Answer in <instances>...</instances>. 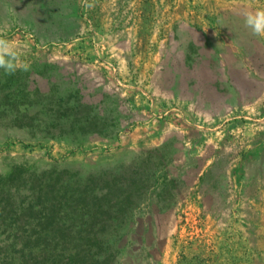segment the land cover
I'll return each mask as SVG.
<instances>
[{
	"label": "rangeland",
	"instance_id": "obj_1",
	"mask_svg": "<svg viewBox=\"0 0 264 264\" xmlns=\"http://www.w3.org/2000/svg\"><path fill=\"white\" fill-rule=\"evenodd\" d=\"M89 2L0 0L30 65L0 70V264H100L96 239L120 264H264V37L242 15L264 0ZM126 181L146 199L102 232Z\"/></svg>",
	"mask_w": 264,
	"mask_h": 264
},
{
	"label": "trees",
	"instance_id": "obj_2",
	"mask_svg": "<svg viewBox=\"0 0 264 264\" xmlns=\"http://www.w3.org/2000/svg\"><path fill=\"white\" fill-rule=\"evenodd\" d=\"M56 123H58V121H56ZM67 124L69 127H74L75 124L81 126L78 122L74 123V120L67 121ZM60 126H62V128H66L64 123H62V125ZM137 182L138 181H134V183H131V181L123 182V185L125 187H123L122 189L124 191L120 193V196L115 200V204L112 205L113 207H115V209L112 210L111 213L108 212L109 208L107 207L100 210L103 217V219L101 220L102 222L104 221V223L102 224L103 227H98L99 230L103 232L104 230H107V227L112 232L122 234V230H125L123 229L124 225L128 224L127 221H129L130 218L134 215V211L139 208V200L141 195L144 196V200L146 199L147 193H145L146 191L142 188V186H144V188L147 187L143 182H141L142 186H140V183L137 184ZM4 209L5 207H3L2 211H0V218L3 220L5 218H9L8 216H6V214L4 215ZM4 233H8V227H1L0 225V235ZM118 244L119 242L116 240L109 241L104 239H96L93 241L92 245L86 243L85 246L89 245L86 251H92L91 255L93 257V261L99 262L100 264H120V260H118L120 255L118 254L121 248L116 247ZM76 246L82 245L77 244ZM2 264H4V262H2Z\"/></svg>",
	"mask_w": 264,
	"mask_h": 264
},
{
	"label": "clouds",
	"instance_id": "obj_3",
	"mask_svg": "<svg viewBox=\"0 0 264 264\" xmlns=\"http://www.w3.org/2000/svg\"><path fill=\"white\" fill-rule=\"evenodd\" d=\"M81 3L83 7H93L89 0H81ZM242 15L245 27L250 29L254 36L264 37V9L246 11ZM0 70L6 75H12L17 70L25 72L30 70V65L20 60L18 45L2 36H0Z\"/></svg>",
	"mask_w": 264,
	"mask_h": 264
},
{
	"label": "crops",
	"instance_id": "obj_4",
	"mask_svg": "<svg viewBox=\"0 0 264 264\" xmlns=\"http://www.w3.org/2000/svg\"><path fill=\"white\" fill-rule=\"evenodd\" d=\"M252 43H253V42H252ZM237 59H238L239 61H242V60H241V57H237Z\"/></svg>",
	"mask_w": 264,
	"mask_h": 264
}]
</instances>
